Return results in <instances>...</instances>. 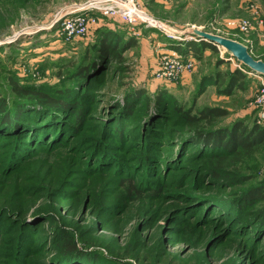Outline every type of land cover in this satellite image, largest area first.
<instances>
[{"label": "rangeland", "instance_id": "1", "mask_svg": "<svg viewBox=\"0 0 264 264\" xmlns=\"http://www.w3.org/2000/svg\"><path fill=\"white\" fill-rule=\"evenodd\" d=\"M90 1L0 0V92L10 102L16 100L10 79L70 86L74 69L97 59L95 41L105 28L136 42L121 60L106 59L98 76L78 89L76 114L58 115L54 141L43 137L39 146L0 135V264H57L60 234H71L79 253L88 255L59 264H264V229H258L264 198L246 199L264 188V145L231 154L193 144L194 129L177 108L192 115L206 107L225 110V117L198 125L208 131H229L236 123L264 127V77L188 34L236 41L264 62V0H140L161 28L131 29L100 20L82 7ZM77 18L84 37L66 30ZM239 20L249 23L246 33L229 28ZM200 40L215 52L183 59L190 67L171 82L157 78L163 56ZM233 69L248 82L230 96L201 84L208 74ZM135 90L149 99L128 110L124 97ZM160 92L169 100L154 125L147 118ZM80 110L84 119L77 127ZM125 181L139 197L128 199Z\"/></svg>", "mask_w": 264, "mask_h": 264}, {"label": "trees", "instance_id": "2", "mask_svg": "<svg viewBox=\"0 0 264 264\" xmlns=\"http://www.w3.org/2000/svg\"><path fill=\"white\" fill-rule=\"evenodd\" d=\"M135 44V38H126L123 32L119 33L105 28L99 32L95 41L94 56L97 59L94 58V61L87 63L88 59L86 58V63L77 66L74 69L73 78L71 79L73 83L70 86L61 87L45 84L34 86L31 84H21L20 79H10L8 84L16 96V100L10 102L0 92V127L2 128L0 129V135L14 136L20 143L31 139L29 143H37L39 146L42 144L43 137H51L54 141L56 138L53 135L57 131L56 122L58 115H71L70 113L77 109L79 99H82L78 93V89H84L91 79L98 76L101 66L106 59L114 58L117 61L121 60L123 51L134 47ZM178 45L172 50L178 53L184 60L190 58L199 59V55L207 49L215 52V46L203 40H200L198 43L194 41L182 42ZM242 68L245 71H249L246 67ZM208 75L209 77H205L206 79H203L201 84L216 86L218 94L224 96L232 95L235 90H242L248 82L247 75L240 69H233L226 74L214 73ZM166 96L165 92H160V94L158 93L154 96L151 104L154 108V114L148 116L147 122L154 125L160 123L161 116L164 114L169 100ZM148 99L149 95H146L145 92L135 90L124 97V106L130 110L135 102L148 101ZM177 108L179 113H181V117H183L184 125L194 129L190 140L193 144L214 148L219 147L224 152L231 154H235L238 150L247 153L254 148L264 145V127L261 126H255L247 130L242 125L236 123L229 131L224 129L208 131L206 128H202V124L198 127L200 123L211 124L215 119L225 117L227 113L221 108L206 107L198 110L196 115H192V110H185L183 112L179 107ZM74 114L76 113L73 112ZM75 118L77 127L81 126L84 119L81 110ZM125 182L128 199L132 195L139 197V189L135 188L129 181ZM262 191H264V188L261 191L252 190L247 194L246 199L248 198V200L253 201L257 199L256 197L264 198L261 195ZM259 225H264V223ZM258 229L263 230L264 226H259ZM59 237L64 242L62 246L63 250L59 253L60 257L57 258L59 260L57 264L61 260H64V257L78 256L80 252L76 240H74L71 234H68V236L60 234ZM79 254L84 255V257H81L84 259L88 255L87 252ZM92 255L94 256V254Z\"/></svg>", "mask_w": 264, "mask_h": 264}, {"label": "built area", "instance_id": "3", "mask_svg": "<svg viewBox=\"0 0 264 264\" xmlns=\"http://www.w3.org/2000/svg\"><path fill=\"white\" fill-rule=\"evenodd\" d=\"M139 1L140 0H92L82 7L93 10L94 13L99 16L100 20L117 21L130 29L141 25L145 28H161L158 22L145 13ZM81 23H83V20L77 18L74 24H69V27L67 29L65 28L69 31L68 35H72L74 38L87 35L86 28L83 27ZM228 25L230 29L236 30L239 33H246L249 29V23L245 20L229 21ZM262 35L264 36V34ZM181 61H183V58L176 52H174L172 56H163L156 66L157 78L165 82L174 80L176 72H181L185 67H190V64L183 67Z\"/></svg>", "mask_w": 264, "mask_h": 264}, {"label": "water", "instance_id": "4", "mask_svg": "<svg viewBox=\"0 0 264 264\" xmlns=\"http://www.w3.org/2000/svg\"><path fill=\"white\" fill-rule=\"evenodd\" d=\"M194 34L199 38L208 41L216 46L223 48L232 58L236 59L238 63L246 67L250 72L264 77V62L255 60L247 47L244 45L223 37L206 34L197 30H189L188 34Z\"/></svg>", "mask_w": 264, "mask_h": 264}, {"label": "crops", "instance_id": "5", "mask_svg": "<svg viewBox=\"0 0 264 264\" xmlns=\"http://www.w3.org/2000/svg\"><path fill=\"white\" fill-rule=\"evenodd\" d=\"M155 67V65H153ZM156 68V67H155Z\"/></svg>", "mask_w": 264, "mask_h": 264}]
</instances>
